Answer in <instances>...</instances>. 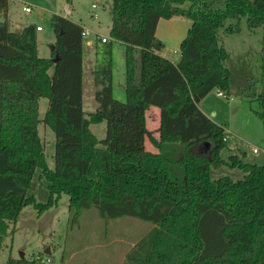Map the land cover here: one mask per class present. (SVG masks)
<instances>
[{
  "label": "trees",
  "instance_id": "16d2710c",
  "mask_svg": "<svg viewBox=\"0 0 264 264\" xmlns=\"http://www.w3.org/2000/svg\"><path fill=\"white\" fill-rule=\"evenodd\" d=\"M7 9L0 0V245L22 207L41 213L65 193L72 224L95 206L104 219L154 225L125 264H264V154L261 163L223 159L224 128L198 106L214 88L229 91V53L218 29L238 32L239 22L225 21L241 17L250 29L264 26V0H110L108 35L125 46V99L112 93L111 41L96 38L97 107L88 113L81 106L83 27L52 14L56 38L51 57H41L36 24L10 30ZM178 14L191 24L173 62L158 52L155 33L160 18ZM42 96L48 105L40 119ZM151 106L159 109L158 138L146 127ZM39 121L55 134L52 167ZM101 121L99 139L90 124ZM146 137L155 151L145 148ZM222 164L242 176L213 177Z\"/></svg>",
  "mask_w": 264,
  "mask_h": 264
},
{
  "label": "rangeland",
  "instance_id": "374dc122",
  "mask_svg": "<svg viewBox=\"0 0 264 264\" xmlns=\"http://www.w3.org/2000/svg\"><path fill=\"white\" fill-rule=\"evenodd\" d=\"M212 2L221 5L223 0ZM92 3L96 6L92 7ZM188 4L184 2L181 6ZM26 5L31 11H24ZM63 8L70 11L67 18L81 25L85 32L81 56L82 109L88 113L97 107L92 69L97 59L95 41L102 36L111 41L113 96L124 100L125 46L108 35L110 0H8L9 28L19 31L29 23L40 25L42 30L36 31L37 54L49 58L56 38L50 18L54 13L63 15ZM16 22L19 27L15 26ZM236 22H239L238 32L226 34L222 27L218 29L219 42L229 53L226 61L230 70L229 91H221L222 95H219V89L214 88L199 105L228 134L220 151L223 159L237 155L243 161L261 163L264 154V26L250 29L246 17L228 18L225 26ZM190 24L191 19L185 14L160 18L155 33L162 43L158 52L176 62L180 57V43ZM47 105L46 97L38 98V118H43ZM146 114L147 129L158 138V124L148 110ZM37 129L46 163L52 167L55 134L42 121L38 122ZM90 129L101 139L105 135V122L91 123ZM254 146L258 147L256 153L251 151ZM145 148L156 150L148 137ZM212 175H229L237 179L242 176V171L222 164L212 169ZM153 226L132 216L101 218L95 206L82 210L78 221L72 224L68 195L61 193L56 203L43 212L39 213L33 205H25L15 220L8 221L0 245V264H125L128 250ZM126 264H130L128 259Z\"/></svg>",
  "mask_w": 264,
  "mask_h": 264
},
{
  "label": "built area",
  "instance_id": "2783aa9c",
  "mask_svg": "<svg viewBox=\"0 0 264 264\" xmlns=\"http://www.w3.org/2000/svg\"><path fill=\"white\" fill-rule=\"evenodd\" d=\"M95 6H96V5H95L94 3H92V7H95ZM23 9H24V11H26V12L31 11V7H30V6H27V5L24 6ZM63 11H64V14H63L64 16H68V14L70 13V11H69L67 8H63ZM41 28H42V27H41L40 25H36V29H37V30H40ZM84 34H85V32H84V29H83V31H82V35L84 36ZM100 39H101L102 42L107 41V38H105L104 36L100 37ZM217 94L222 95V92L218 90V91H217ZM227 137H228V134L224 133L223 140L225 141V140L227 139ZM263 150H264V149H263ZM251 151H252L253 153L258 152V147H256V146L252 147Z\"/></svg>",
  "mask_w": 264,
  "mask_h": 264
},
{
  "label": "crops",
  "instance_id": "0c3cea01",
  "mask_svg": "<svg viewBox=\"0 0 264 264\" xmlns=\"http://www.w3.org/2000/svg\"><path fill=\"white\" fill-rule=\"evenodd\" d=\"M7 14V13H6ZM6 18H7V16H6ZM171 18V17H170ZM8 21V20H7ZM15 26L16 27H19V23L18 22H16L15 23ZM110 27V26H109ZM84 29V28H83ZM40 30H42V28L40 29ZM39 30V31H40ZM108 32H109V30H108ZM176 62H177V60H176ZM124 93H125V91H124ZM198 106H199V108L201 109V107H200V105H199V103H198ZM201 111L204 113V114H206L205 113V111H203L202 109H201ZM147 112V111H146ZM152 114V118H153V120H154V122H155V124H158V126H159V109L157 108V107H155V106H151L149 109H148V114ZM207 115V114H206ZM208 116V115H207ZM147 114H146V121H147ZM209 117V116H208ZM157 126V127H158ZM147 127V126H146Z\"/></svg>",
  "mask_w": 264,
  "mask_h": 264
},
{
  "label": "water",
  "instance_id": "95a60500",
  "mask_svg": "<svg viewBox=\"0 0 264 264\" xmlns=\"http://www.w3.org/2000/svg\"><path fill=\"white\" fill-rule=\"evenodd\" d=\"M0 20H4V18L1 16L0 17ZM53 48V46L51 47V49ZM54 60H57V55H55V57L53 58ZM21 256H22V254H21Z\"/></svg>",
  "mask_w": 264,
  "mask_h": 264
}]
</instances>
